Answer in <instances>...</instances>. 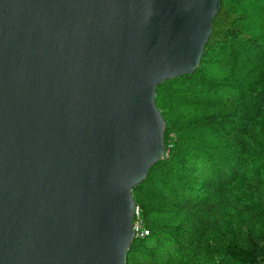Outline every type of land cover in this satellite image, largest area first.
Returning <instances> with one entry per match:
<instances>
[{
  "label": "water",
  "instance_id": "water-1",
  "mask_svg": "<svg viewBox=\"0 0 264 264\" xmlns=\"http://www.w3.org/2000/svg\"><path fill=\"white\" fill-rule=\"evenodd\" d=\"M221 0H0V264H125L165 155L155 88Z\"/></svg>",
  "mask_w": 264,
  "mask_h": 264
},
{
  "label": "trees",
  "instance_id": "trees-1",
  "mask_svg": "<svg viewBox=\"0 0 264 264\" xmlns=\"http://www.w3.org/2000/svg\"><path fill=\"white\" fill-rule=\"evenodd\" d=\"M164 157L131 189L125 264H262L264 0H221L198 68L155 88Z\"/></svg>",
  "mask_w": 264,
  "mask_h": 264
},
{
  "label": "built area",
  "instance_id": "built-area-1",
  "mask_svg": "<svg viewBox=\"0 0 264 264\" xmlns=\"http://www.w3.org/2000/svg\"><path fill=\"white\" fill-rule=\"evenodd\" d=\"M138 209L135 207V212H134V219H133V225H134V231L135 235H145L148 233L147 230H145L142 226L141 220L138 218ZM264 264V260L262 262Z\"/></svg>",
  "mask_w": 264,
  "mask_h": 264
}]
</instances>
